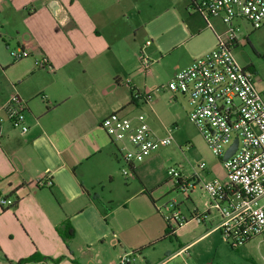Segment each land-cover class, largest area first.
I'll use <instances>...</instances> for the list:
<instances>
[{"label":"rangeland","instance_id":"obj_1","mask_svg":"<svg viewBox=\"0 0 264 264\" xmlns=\"http://www.w3.org/2000/svg\"><path fill=\"white\" fill-rule=\"evenodd\" d=\"M75 1L80 11L89 14L92 12L100 18L97 26L99 28L93 30V36H87L97 52L96 55L90 56L77 49H68L65 56L68 62L58 74L50 73L44 68L45 73H36L28 82L35 83L36 87L46 86L48 90L66 88L71 97L68 106L75 105L77 110H87L83 106L84 100L87 102V91L84 93L82 86L97 79L100 89L104 87L108 93H101L99 90L92 92V96L101 101L96 111L110 109L112 101L119 100L123 106L114 112L128 118L143 114L157 135H168L169 129L174 140L170 145H163L156 150L158 158L152 166L144 169L145 174L140 178L125 175L123 169L129 167L123 160L117 162L118 172L112 188L107 186L104 192L100 186L95 190L91 189V197L94 198L95 193H98V201L103 204H98L97 200L96 203L89 202L87 197L85 210L71 218L70 221L76 229L73 240L78 243L86 238L94 239L96 231L114 226H132L139 231L148 230L154 233L163 231L165 237L170 238L166 235V218L171 215L167 208L172 209L177 201L183 215L189 217L188 208L193 211L198 207L205 218L202 223H189L182 230V234L192 237L198 232V228L203 227L204 231L211 229L219 223L220 215L209 205L210 196L202 187L204 183L226 174L223 160L214 155L190 120L188 99L178 95L176 103L171 99L168 90H161L154 92L149 101L139 100L138 104L134 101L138 93L154 85L169 82L179 70L188 66L185 64L189 60L204 56L216 48L214 32L209 29L212 33L201 32L193 36L188 34L187 26H196L200 20L204 22L202 15L192 8L190 0ZM24 13L22 16L14 7L0 12L1 32L7 41H11V47L4 42H1V46L8 52L11 61L14 60L12 52L15 48L8 33L15 35L20 29L25 39L31 37V19L26 17L27 11ZM102 14L103 17H100ZM37 18L38 22L44 21L41 15ZM110 20L113 22L107 25ZM212 21L221 30L217 20ZM242 27V41L234 49V54L242 66L252 70L255 86L264 96V24L253 30L244 21ZM105 39L111 44V48L105 45ZM147 40L154 42L145 47ZM39 53L35 50L30 56L20 60L40 61L43 58ZM142 55L152 62L149 73L141 66ZM36 66L39 67L38 63ZM88 66L92 69L87 70ZM113 89L117 90L114 92ZM170 103L177 104V108ZM93 134H104L112 143L103 130H94ZM202 162L206 163V168L198 170L196 179H192L197 166ZM171 168H177L185 177H189L188 190L176 187V178L169 174ZM143 179L146 181L145 186ZM93 181L89 180V183ZM119 202L123 204L119 205ZM208 208L211 209L210 214L207 213ZM171 223L176 226V223ZM195 248L204 264H264V236L234 248L218 230L204 238Z\"/></svg>","mask_w":264,"mask_h":264},{"label":"crops","instance_id":"obj_2","mask_svg":"<svg viewBox=\"0 0 264 264\" xmlns=\"http://www.w3.org/2000/svg\"><path fill=\"white\" fill-rule=\"evenodd\" d=\"M9 7H14L22 16L27 11L26 17L31 19L29 39L24 38L20 29L15 35L8 33L15 50L26 49L30 55L37 50L42 58H47L50 73L58 74L68 62L65 57L68 49L96 55L87 36H93V30L99 28L100 18L92 12L80 11L75 0H2L0 12ZM39 15L44 21L38 22ZM111 22L108 21L107 25ZM186 28L190 36L212 33L205 19ZM104 41L111 48L108 40ZM1 42L9 47L11 41H7L0 28V107L11 94L18 93L27 105L25 120L29 131L22 134L4 121L0 134V199L4 197L14 201L12 205L0 201V264H11L10 261H18L34 252L64 258L58 263L48 260L25 264H119L125 253L131 255L130 264H204L195 247L204 238L217 233L218 224L205 231L203 227L198 228L192 237L182 234V230L195 220L180 225L174 234L166 231L170 238L165 237L163 231H139L132 226L96 231L94 239L86 238L78 243L74 238L66 241L61 236L58 226L82 213L87 207V197L89 202L96 203L97 200L98 204L102 203L98 201V193L91 197V189L100 186L104 192L107 186L112 188L114 185L119 162L116 148L104 134H93V131L103 130L101 121L123 103L113 100L110 109L96 111L101 101L93 97L92 92L99 90L106 94L108 91L104 87L100 89V84L94 79L89 85L82 86V91H87V102H83L87 110L68 106L71 97L66 88L48 90L46 86L36 87L35 83L28 82L36 73H45L44 68L36 66L37 60L36 65L34 60L11 61ZM89 69L92 68L88 66ZM116 90L113 89L114 92ZM177 98L178 95L174 99L171 95L176 103ZM139 100L144 101L140 94L134 102L138 104ZM175 105L172 106L177 108ZM156 158L158 153L153 151L137 163L133 177L144 176V169L152 166ZM47 177L52 180L50 188L36 184L37 180ZM92 179L94 181L89 183ZM217 179L226 180V176ZM142 182L145 186L146 181L143 179ZM175 185L178 187L177 183ZM172 209L183 214L179 201L174 202ZM210 211L208 208L207 213ZM191 212L188 208L189 215Z\"/></svg>","mask_w":264,"mask_h":264},{"label":"built area","instance_id":"obj_3","mask_svg":"<svg viewBox=\"0 0 264 264\" xmlns=\"http://www.w3.org/2000/svg\"><path fill=\"white\" fill-rule=\"evenodd\" d=\"M2 0H0L1 3ZM192 8L199 12L213 30L217 45L204 56L195 58L190 65L179 70L166 84L155 85L142 93L150 100L156 91L168 90L173 99L182 95L188 99L189 118L215 156L223 160L227 149L238 139L236 151L223 160L226 180L213 179L203 185L210 196L209 205L220 215L217 228L224 238L237 248L250 240L264 236V96L256 88L253 72L236 59L234 49L242 41V22L255 30L264 24V0H190ZM216 19L221 30L212 21ZM245 38V37H244ZM147 40L145 47L152 44ZM15 60L28 57L30 52L18 48L12 52ZM141 66L150 72L152 62L141 56ZM40 68H50L47 58L38 61ZM27 105L18 93H13L0 107V134L4 121L22 134L29 131L25 120ZM117 151L118 161L123 160L129 169L125 175H133L137 163L163 145H170L174 136H160L146 121L143 114L135 118L112 112L100 123ZM200 163L195 171L204 170ZM182 190L190 188V181L183 178L181 170L169 169ZM193 176L192 179H196ZM1 182V178H0ZM38 186L50 188L52 180L42 178ZM2 204H14L2 197ZM166 218L177 225L190 220L198 223L205 218L197 209L185 216L175 209ZM175 227V225H172ZM131 255L125 253L119 264H130Z\"/></svg>","mask_w":264,"mask_h":264},{"label":"trees","instance_id":"obj_4","mask_svg":"<svg viewBox=\"0 0 264 264\" xmlns=\"http://www.w3.org/2000/svg\"><path fill=\"white\" fill-rule=\"evenodd\" d=\"M139 94H140V98H142L144 101H147V99L144 98L141 93H138L135 97L137 98ZM105 214H106V212H105ZM166 221H167V229H166L167 233L174 234L175 229H177V227H179L180 225H177V226L173 227L167 219H166ZM57 230L59 231L61 236L66 241L71 239V238H73L75 236V234H76V229H75L74 225L72 224V222L70 220H65L62 224H60L58 226ZM63 258H64V256L53 258V257L42 255L39 252H34L30 256L21 258L18 261H10V263L11 264H25V263L33 262V261H48V260H51L52 262L58 263Z\"/></svg>","mask_w":264,"mask_h":264},{"label":"water","instance_id":"obj_5","mask_svg":"<svg viewBox=\"0 0 264 264\" xmlns=\"http://www.w3.org/2000/svg\"><path fill=\"white\" fill-rule=\"evenodd\" d=\"M238 146V139L236 138L234 143L227 149L223 156V160H227L230 156L234 154Z\"/></svg>","mask_w":264,"mask_h":264}]
</instances>
